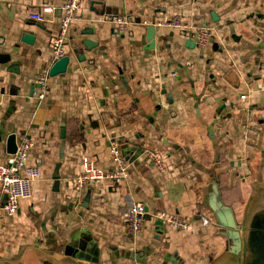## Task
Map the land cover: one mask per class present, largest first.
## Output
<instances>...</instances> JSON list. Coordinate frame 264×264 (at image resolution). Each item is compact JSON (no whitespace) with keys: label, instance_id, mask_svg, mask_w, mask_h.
Returning <instances> with one entry per match:
<instances>
[{"label":"crops","instance_id":"obj_1","mask_svg":"<svg viewBox=\"0 0 264 264\" xmlns=\"http://www.w3.org/2000/svg\"><path fill=\"white\" fill-rule=\"evenodd\" d=\"M64 2L0 0V164L8 137L28 133L29 163L42 170L14 216L0 184V264L242 263L229 228L246 230L264 203V0H84L40 101L35 79L51 62ZM46 4L56 13L29 19ZM126 14L180 15L213 26L215 40L199 50L168 27L119 33L111 19ZM112 139L128 176L79 186L84 157L115 169ZM147 149L165 158V173ZM138 201L146 224L130 236L123 214ZM159 210L193 228L167 226Z\"/></svg>","mask_w":264,"mask_h":264},{"label":"built area","instance_id":"obj_2","mask_svg":"<svg viewBox=\"0 0 264 264\" xmlns=\"http://www.w3.org/2000/svg\"><path fill=\"white\" fill-rule=\"evenodd\" d=\"M84 0H65L61 6L58 15V30L52 39V59L50 64L44 68L36 77L35 82L37 89L35 95L40 101H43L48 93L50 70L52 66L63 59L66 53V44L69 30L74 21L77 20ZM53 5L46 4L39 11H30L29 19L36 22H43L47 15L56 13ZM119 33L127 32L133 25H144L154 27H168L178 31L194 41V45L199 50H204L215 40V29L211 25H192L183 20L182 16L177 15L170 20H138L134 14L123 16H114L111 19ZM0 96H2V86L0 80ZM242 95V98H245ZM244 138L249 139L248 131L244 133ZM34 145L32 137L25 133L17 142V150L10 153L4 164H0V184L1 192L6 196V202L3 209L9 216L18 213L21 201L30 199L33 196V183L42 177V170L39 165L29 163V154ZM110 152L113 156L115 169L112 171L104 170L97 167L94 160L88 157L83 158V169L76 176L79 186L83 187L91 183H102L111 181L118 183L128 176V163L122 155L117 139L110 142ZM147 156L153 164L162 173L167 171L165 158L153 149L146 150ZM147 215V206L144 202L138 201L132 203L123 214V222L127 233L130 236L139 235L145 228ZM156 217L164 224L180 230H191L193 224L191 221L182 218L177 214H171L165 210L156 212ZM203 226H208L211 220L206 215L199 216Z\"/></svg>","mask_w":264,"mask_h":264},{"label":"water","instance_id":"obj_3","mask_svg":"<svg viewBox=\"0 0 264 264\" xmlns=\"http://www.w3.org/2000/svg\"><path fill=\"white\" fill-rule=\"evenodd\" d=\"M156 27L149 26L148 32L152 37L155 35ZM66 59V56L60 61L56 62L51 70L59 64H61ZM3 94V89H2ZM1 99V96H0ZM17 150V140L16 135L11 134L7 140V151L8 153H15ZM261 204V202H260ZM256 204L252 209L251 216L249 218V222L247 228L243 229L242 226L231 227L228 231V236L233 241L232 249L234 252L239 254L243 251L244 258L242 263L238 264H249L254 257L258 254V252H262L264 249V203L263 205ZM263 216V220L261 217ZM264 264V259L261 262Z\"/></svg>","mask_w":264,"mask_h":264},{"label":"rangeland","instance_id":"obj_4","mask_svg":"<svg viewBox=\"0 0 264 264\" xmlns=\"http://www.w3.org/2000/svg\"><path fill=\"white\" fill-rule=\"evenodd\" d=\"M262 244L264 243L261 241ZM264 259V249L262 252H258V254L254 257V259L249 264H262V260Z\"/></svg>","mask_w":264,"mask_h":264},{"label":"flooded vegetation","instance_id":"obj_5","mask_svg":"<svg viewBox=\"0 0 264 264\" xmlns=\"http://www.w3.org/2000/svg\"><path fill=\"white\" fill-rule=\"evenodd\" d=\"M244 256V255H243Z\"/></svg>","mask_w":264,"mask_h":264}]
</instances>
